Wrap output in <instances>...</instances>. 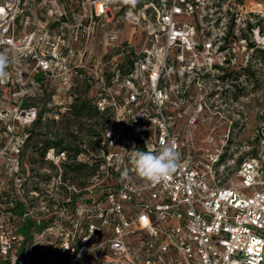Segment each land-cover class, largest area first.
<instances>
[{
    "label": "built area",
    "instance_id": "obj_1",
    "mask_svg": "<svg viewBox=\"0 0 264 264\" xmlns=\"http://www.w3.org/2000/svg\"><path fill=\"white\" fill-rule=\"evenodd\" d=\"M0 51L55 166L38 240L0 222V264H264V0H0ZM169 138L177 170L137 177L126 151Z\"/></svg>",
    "mask_w": 264,
    "mask_h": 264
},
{
    "label": "rangeland",
    "instance_id": "obj_2",
    "mask_svg": "<svg viewBox=\"0 0 264 264\" xmlns=\"http://www.w3.org/2000/svg\"><path fill=\"white\" fill-rule=\"evenodd\" d=\"M16 91L17 89L12 87L0 88V194L8 193V196L2 195L0 201L5 200L6 197L17 199L28 209L29 214L25 217L14 215L7 222V214L2 212L0 213V222L8 223V229L4 231L5 234H9V229H11L14 234L18 235V228L24 219L31 220V224L23 237L26 240L37 241L39 232L44 227L40 220L43 196L55 193V166L44 158L43 160L39 158L38 152L40 151V142L43 140V126L40 122H33L30 125L25 120L24 113H20L23 111V102L21 103L19 99L14 97L17 94L12 95ZM34 92L37 94V89ZM34 98H36V106L40 107L44 98L39 94ZM260 123L259 118L252 114V117L247 120L248 126L241 131V137L238 138V141L237 137H229L228 144L230 145L235 139L238 144L242 141H248L252 133L255 134L257 141L259 136L255 132L259 129ZM49 124L54 130L55 122H49ZM199 131L202 132L200 128L194 131L196 134L195 147H199L201 144L207 145L205 136ZM28 135L27 141H24ZM185 140L188 141V137H185ZM233 143L235 144V142ZM11 180L12 182H10ZM0 207V210H3L6 204L1 202ZM0 234H2L1 231Z\"/></svg>",
    "mask_w": 264,
    "mask_h": 264
},
{
    "label": "clouds",
    "instance_id": "obj_3",
    "mask_svg": "<svg viewBox=\"0 0 264 264\" xmlns=\"http://www.w3.org/2000/svg\"><path fill=\"white\" fill-rule=\"evenodd\" d=\"M115 0H105L106 4L114 3ZM129 9L135 8L139 0H123ZM14 57L11 53L0 51V82L8 77L7 69L13 63ZM129 155L131 168L135 175L148 183H159L171 176L179 167L181 154L177 150L176 140L169 138L159 151L153 150L149 141L146 143V150H139L135 147L126 151ZM120 179L131 181L129 170L122 171Z\"/></svg>",
    "mask_w": 264,
    "mask_h": 264
},
{
    "label": "trees",
    "instance_id": "obj_4",
    "mask_svg": "<svg viewBox=\"0 0 264 264\" xmlns=\"http://www.w3.org/2000/svg\"><path fill=\"white\" fill-rule=\"evenodd\" d=\"M24 105H26V104H24ZM36 123H39V120H36L35 121ZM27 131H30V130H27ZM28 137H29V135L28 136H26V138L24 139V141L26 140L27 141V139H28ZM38 156H39V158L41 159V160H43V157H44V150H40L39 152H38ZM10 182H12V180L10 181ZM9 182V183H10ZM34 189H37V188H34ZM11 190H13V189H11ZM4 194H0V197H2V195H6V196H8V193H6V192H3ZM11 194V193H10ZM2 200V199H1ZM1 202H3V203H5L6 204V207L5 208H3V210H0L1 212H12L13 214H15V215H22L23 214V212L26 210V207L25 206H23V204H22V202H20V201H18L17 199H11V201H9V198H7L6 197V199L5 200H3V201H0V203ZM1 208V207H0ZM31 224V220H25V221H23L22 222V225L20 226V228H18V230H19V232L20 233H22L23 235H25L26 234V232H27V230H28V227H29V225Z\"/></svg>",
    "mask_w": 264,
    "mask_h": 264
}]
</instances>
